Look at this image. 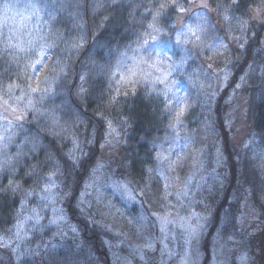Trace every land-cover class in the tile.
<instances>
[{"label":"snow or ice","instance_id":"6c2138e0","mask_svg":"<svg viewBox=\"0 0 264 264\" xmlns=\"http://www.w3.org/2000/svg\"><path fill=\"white\" fill-rule=\"evenodd\" d=\"M123 2L124 0H94L93 14L112 10ZM245 3L247 7L244 6ZM136 6L143 7L144 12L136 21L139 27L135 40L123 50L110 49V56L116 58L115 65L109 61L107 66L98 69L108 82L107 91L102 92L100 98L108 108L115 109L127 102L129 94L135 96L137 88H143L150 99L155 97L160 103L161 115L167 117L168 124L163 138L156 137L151 140L154 155H150V161L153 163L145 170L136 188H132L129 181L116 179H112L107 185L111 187L113 194L141 205V214L128 220V225L134 230L135 241L127 244L129 257L124 259L126 264H132V259H136L140 264H176L177 260L179 264H199L198 244L205 235L212 215L209 203L203 199H195L197 192L203 191L202 185L197 183L196 191H193L190 186L191 177L182 181L179 175L188 159L190 148L193 167L197 164L201 169L204 167L198 155L202 149L195 147L194 138L188 135L180 136L187 111V101L177 95V92L184 88L181 74L187 75L183 69L188 60L194 56L205 57L209 63L206 68L201 66L200 73L203 81L207 82V90L205 83H200L199 87L206 102H210L217 94L212 82L216 81L217 87L221 88L228 83V62L233 54V43L237 48L243 49L246 33L252 23L264 24V0H147L146 3ZM14 7L15 5L5 3L4 13L7 14ZM27 7L32 9V15L39 17L41 8L34 4ZM211 13H215V18ZM78 19L79 13L76 14L74 23ZM13 39H16L15 43L12 42ZM46 39L40 37L39 40L33 38L24 42L13 34V38L8 39L0 49V64L4 67V71L0 72V178L7 179L6 185L0 183V195L19 196L18 208L13 215L11 226L0 228V249L11 253L17 264H27L30 257L41 254V248L55 252L60 246L53 243L57 237L63 238L68 232H78V229L69 223L65 209L60 206L65 199L72 197V189L67 183L68 172L60 160L48 154L45 161L37 160L29 165L28 170L24 172L25 176L34 181V185L29 188H24L17 179V171L23 169L26 158L38 148L35 137H25L18 144L14 139L17 135L15 130L23 127V122L29 115L34 118H48L49 131L55 136L63 138L69 133L67 124L60 123L55 110H48L44 105L46 98L57 95L54 90L56 82L62 81L68 74V64L63 58L47 64L48 59L54 55L49 53L48 49L55 44L40 42ZM83 40L84 37L80 36L65 42L69 56L83 46ZM176 56H179L178 60L174 59ZM220 58L226 61L223 67H218ZM24 61L27 63H23ZM46 64L43 77L38 78L37 73ZM259 67L261 87L264 88V65ZM256 68L255 63L248 65V71L240 76L239 83H235L233 94L236 89L248 83L246 77L249 74L254 76ZM79 79L82 83L76 94L87 97L90 93L85 87V76L81 75ZM32 81H35V86ZM161 97L163 101H160ZM77 120L82 123L78 116ZM204 127L207 131L214 132L210 116L206 118ZM70 140L72 147L66 153V158L71 162V166L75 167L80 162V157L85 154L84 144L92 143L93 140L85 138L81 141L75 131H72ZM180 140H183L182 144L178 143ZM117 143L119 132L113 121L107 120V130L101 148H110ZM165 143L169 145L167 149L164 147ZM13 144L17 148L15 154L8 150ZM259 159L260 163L254 167L264 178V153L260 154ZM220 163L218 149L216 164ZM123 166L121 162L120 167ZM45 167L48 172L42 175ZM105 167L104 163L98 162L92 168L91 178L76 203L81 213L87 211L84 199L90 195L87 190L96 186V174ZM209 175L210 191L215 189L217 184L223 187V177L220 173ZM96 190L99 191L98 188ZM173 196L175 201L171 199ZM33 198L36 203L30 206ZM260 199L264 200V188L260 190ZM194 204L203 205L200 212L190 211ZM87 205L91 208L90 200ZM261 208H264V204H261ZM181 209L188 211V215H182ZM256 218L257 209L252 207L240 217H232L226 212L223 224L235 228L237 224L243 226L248 220ZM45 219L46 224L42 223ZM100 226L108 227L106 224ZM226 227L217 229L213 238L214 264H227L225 250L232 251L223 241ZM45 229L51 232V238L41 241L35 248L30 247L32 236L45 232ZM117 235L124 236L122 243L132 240L127 232ZM233 239V236H228V240ZM177 242H180L179 252L170 246ZM240 243H243L242 239ZM236 260L238 264H254L250 250L240 252ZM54 264L61 262L54 261ZM63 264H73V261L66 259Z\"/></svg>","mask_w":264,"mask_h":264},{"label":"trees","instance_id":"16d2710c","mask_svg":"<svg viewBox=\"0 0 264 264\" xmlns=\"http://www.w3.org/2000/svg\"><path fill=\"white\" fill-rule=\"evenodd\" d=\"M146 2L147 0H124L119 7L101 11L94 15V0H0V49L4 47V43L8 39L13 38V34L24 42L33 38L39 40L40 37H46V40L40 42L55 44L48 51L54 53V60L63 58L64 62L68 64V74L62 81L56 82L54 90L57 95L46 98L44 105L48 110H55L60 123L62 125L67 124L69 132L72 130L75 132L80 131L78 125L81 122H78V116L79 121L84 124V137L93 140L92 143L84 144L85 155L75 167H72L71 162L66 158L64 146L61 144L64 137L55 136L49 131L50 120L44 116L34 118L29 115L27 120L23 122V127L15 130L17 135L14 139L18 144L25 137H35L38 141V148L26 158L23 169L17 171V179L24 188H29L34 185V181L24 175L29 165L36 163L37 160L45 161L48 154L62 162L68 172L67 183L72 189L71 199L64 200L67 216L80 232L82 246H84L82 251L85 253L92 252L98 258V264H109L106 249L100 236L104 233L97 227L91 226L86 220L79 218L76 210L78 194H80L84 183L88 179L89 173L105 156V148H101V144L104 142L106 124L105 120L99 117L98 109L102 103L101 93L107 91L108 82L107 78L98 69L101 66H107L109 61L113 66L115 65L116 58L110 56V49L120 48L123 50L126 45L132 44L135 40V33L139 27L136 21L140 19L141 14L144 12L143 7H137L136 5ZM5 3L22 7L24 12L30 16L31 21L23 29L6 28L1 24V13H3ZM30 4L42 9L39 12V17L31 14L32 9L27 7ZM244 6L247 7V4L245 3ZM77 13H79V19L75 20L74 23ZM212 14L215 17V13ZM237 15H239V12ZM105 17H108V19H105ZM80 36L84 37L83 46L69 56L65 42L77 39ZM246 38L247 41H245L243 49L234 48L232 50V75L214 105V126L224 155L226 186L224 187L223 199L215 208L211 220L209 231L211 233L217 227L220 214L227 206L229 197L243 193L246 188L254 194L260 187V176L258 170L254 167V162L250 158L242 156V152L234 148L231 143V131L226 126V114H229V106L226 102L229 94L234 89L235 83L240 82V76L247 71L248 65L255 63L257 65L255 75L251 74L248 83L236 94L246 97L249 130L264 145V88L261 87L259 67L264 65V24L253 22L246 33ZM12 42L15 43L16 39H13ZM133 46L135 45L133 44ZM23 63H27V61ZM13 68H15V65ZM3 71L4 67L0 64V72ZM28 71L30 72L31 69H28ZM81 75L85 76V87L90 93L87 97L76 94L82 83L79 79ZM127 110L129 123L126 130H124V139L120 146L121 150L118 152L123 161L133 164L137 162L136 160L140 156L151 154V140L156 137L163 138L167 125L156 119L157 116L151 112L149 104L144 99L141 91L132 98ZM8 150L10 153L15 154L17 148L13 144L9 146ZM47 172L48 168L45 167L41 174L46 175ZM115 172L116 178L125 176V173H118L116 169ZM0 183L6 185L7 179L0 178ZM18 199L19 196L13 197L11 194L0 195V228H6L11 224ZM207 250H203L206 252V259L203 260L205 264H208L210 260ZM84 256H77L78 259H76L67 255V258L60 257L61 260L56 258L49 262L54 264V261H60L63 264L66 259H71L73 264H78L81 259L85 258ZM39 260H36L37 264H39ZM27 264L33 263L28 261Z\"/></svg>","mask_w":264,"mask_h":264},{"label":"rangeland","instance_id":"374dc122","mask_svg":"<svg viewBox=\"0 0 264 264\" xmlns=\"http://www.w3.org/2000/svg\"><path fill=\"white\" fill-rule=\"evenodd\" d=\"M214 17V15L211 13ZM215 18V17H214ZM31 21L30 16L24 12L21 7H14L8 11L7 14L1 13V24L6 28H12L14 30L23 29L27 23ZM239 34V33H235ZM247 41V38H246ZM246 42L244 41V44ZM237 48L233 43L232 50ZM239 49V48H238ZM54 56L52 55L47 64H52L54 61ZM174 59H179V56L174 57ZM230 62H228V68L230 69V77L231 73V62L233 59V54L229 58ZM226 61L223 58H220V63L218 67H223ZM207 63L209 61L205 57H193L188 60V62L184 65L183 72L187 73V75L181 74V78L184 83V88L177 92L178 96L183 97L187 101V111L184 117V126L180 131V136L183 137L185 135L191 136L195 140V147L202 149V152L199 153V159L203 161L204 167L201 169L199 165L193 167L192 164V151L189 149L188 159L185 162V166L180 170L179 175L181 180H187L191 177V188L193 191H196L197 183H200L203 187V191L197 192L195 199L196 200H205L210 204L211 215L215 212V208L219 205V203L223 199L224 195V187L226 186V179L224 175L225 170V160L224 155L221 149V142L214 126V110L216 100L219 97L220 93L224 91L226 86L217 87L216 81H213V87L216 88V95L210 101L206 102L205 95L200 89V83H205V88L207 90V82L203 81L202 75L200 73L201 66L207 67ZM47 64L44 68H41V71L37 73V77H43ZM248 71V69H247ZM251 74H249L250 76ZM248 77L246 79L248 80ZM51 79V77H50ZM228 80V81H229ZM33 86H35V81H32ZM228 84V83H227ZM247 83L243 84L245 86ZM196 85V86H193ZM242 86V87H243ZM162 87V86H160ZM235 90V94H233V90L229 94L231 100L227 99V105L229 106V114L227 115L226 123L231 131V143L234 148L240 150L242 152V156L250 158L255 165L260 163V154L264 153V145L258 140L256 135L249 130V123L247 117V105H246V97L241 94H236L240 89ZM141 91L144 99H146L149 104L150 110L154 113L161 123L168 124L167 117H163L161 115V106L155 97L151 99L145 94L143 88H137V93ZM135 96L129 94L126 103H123L117 106L115 109L108 108L103 102L101 103L98 114L100 118L105 120L106 130H107V120H112L114 126L117 128L119 132V143H117L113 147H106L104 149L103 158L100 159V163H104L106 165L99 173L96 174L97 182L94 188H89L87 191L90 195L84 197L86 203L85 208L87 211L81 213L79 209L76 207L77 216L79 218L86 220L91 226H95L100 231L104 233L101 236V241L106 249V253L108 256L109 264H126L125 257H129V249L127 247L128 243L135 241L134 230L130 228L128 225V220L138 217L141 214V205L139 203H132L127 200H124L118 194H113V190L111 187L107 185L110 184L112 179L121 180V181H129L130 186L132 188H136L137 183L141 182L142 175L148 167L152 166V161H150V155H154V150L151 148L150 155L140 156L137 162L131 164L129 162L123 161L122 157L119 155L120 146L122 145L124 139V130H126L127 125L129 123L128 120V110L130 106V101ZM123 100V96H121ZM160 101H163V97L160 98ZM174 103V101H173ZM211 117L212 125L214 127V132L207 131L204 127L207 117ZM80 131L76 132L79 135L81 141L85 140L84 133V124L81 123L78 125ZM74 131V130H72ZM71 132L68 133V136H65L62 141V146H64L65 153L69 151L72 147L70 136ZM106 132V131H105ZM178 143H183V140L178 141ZM247 145V146H245ZM165 149L169 147L168 144L164 145ZM219 149V159L221 163L219 165L216 164L217 154ZM84 153H86L85 148L83 149ZM79 155V153H77ZM85 155V154H84ZM83 155V156H84ZM81 156L80 159L83 157ZM123 162V167H120V163ZM115 169L121 173H125L123 178H116ZM220 173L223 177V187H220L219 184L216 185V188L210 191L211 188V174H215V172ZM259 173V172H258ZM89 177L84 183L80 194H78V199L81 196V193L85 189V184L90 180L92 175L89 173ZM122 174V175H123ZM260 176V187L256 191V193L252 194V191L248 188L244 190L243 193L234 194L227 200V206L223 209V212L220 214V220L217 227L211 233L210 227L211 222L205 232V235L201 238L198 248L200 250V258L199 264H205L203 260L206 259V252L204 249H208V257L209 263L214 264L212 256H213V238L216 235L217 229L226 227L223 224L224 214L227 212L232 217H240L243 214H246L248 210L252 207L257 209L258 218L248 220L243 226L236 225L233 227H226V231L223 233V241L227 243L229 248L232 249L231 252L225 250V254L227 255V264H238L236 260V256L240 252H244L250 250V253L253 257L254 264H264V208H261V204H264V200L260 199V190L264 188V178ZM99 189L97 191L96 189ZM253 195H255L253 197ZM99 197V200H98ZM173 201H175V196L171 197ZM91 201V208H88L87 201ZM19 201V199H18ZM36 203L35 198L30 202V206H34ZM77 203V202H76ZM187 203V201H185ZM109 205L111 208H109ZM64 207V201L60 205ZM147 207V206H145ZM203 205L194 204L190 211L200 212ZM18 208V202H17ZM16 208V209H17ZM117 210H119L117 212ZM16 211V210H15ZM65 213L67 214V210L65 209ZM182 215H188V211L181 209ZM50 216V211L48 212ZM13 222V220H12ZM11 222V223H12ZM42 223H47V219L42 221ZM69 223L75 226L69 219ZM101 224H106L108 227H101ZM11 224L8 226L10 227ZM77 228V226H75ZM7 228V227H6ZM78 229V228H77ZM55 229H53L54 231ZM127 232L131 237V241L123 242L124 236L117 235V233ZM156 234H159L157 229ZM233 236V240H228V236ZM51 238V232L45 229L43 233H35L32 236L30 247L35 248L38 243L41 241H47ZM241 239L243 243H240ZM60 245L55 252H49L45 249L41 248V254L36 257H30L28 261H31L33 264H37L36 260H39L40 263L50 264L49 261L53 259L61 260V258H67V255L71 257L85 255L84 259H81L78 264H98L97 257L92 252H84L82 248L84 246L81 242V235L78 230L77 233L68 232L63 236V238L57 237L56 240L53 241ZM179 243L170 245L175 249V251L179 252L180 247ZM79 246V247H78ZM11 253L6 252L3 249H0V264H17L14 257H11ZM61 257V258H60ZM132 264H140L136 259H132ZM171 264V262H170ZM176 264H179L178 260Z\"/></svg>","mask_w":264,"mask_h":264}]
</instances>
